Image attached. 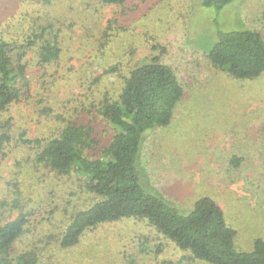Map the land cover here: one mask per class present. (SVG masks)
Here are the masks:
<instances>
[{
  "label": "rangeland",
  "instance_id": "374dc122",
  "mask_svg": "<svg viewBox=\"0 0 264 264\" xmlns=\"http://www.w3.org/2000/svg\"><path fill=\"white\" fill-rule=\"evenodd\" d=\"M200 1L0 0V35L17 44L34 41L23 56L29 97L0 114V133L12 117V139L0 153V224L20 212L27 218L15 252L37 249L45 264H208L138 217L88 228L76 245L62 247L72 213L92 201L85 179L52 171L35 160L40 146L18 141L22 132L48 139L68 120L91 119L80 104L117 94L127 72L153 56L172 67L184 96L169 125L145 134L143 186L183 213L212 198L235 229L238 250L264 239V74L237 79L207 55L217 30L264 36V0H233L219 10ZM47 41L60 47L51 64L38 52ZM234 155L243 158L237 168L230 164Z\"/></svg>",
  "mask_w": 264,
  "mask_h": 264
},
{
  "label": "trees",
  "instance_id": "16d2710c",
  "mask_svg": "<svg viewBox=\"0 0 264 264\" xmlns=\"http://www.w3.org/2000/svg\"><path fill=\"white\" fill-rule=\"evenodd\" d=\"M231 1L201 0L200 4L219 10ZM40 28V36L45 35L43 26ZM32 34L38 37L36 30ZM216 35L207 52L213 66L237 79L249 80L264 74V36L259 31L217 30ZM33 44L31 37L17 44L0 35V114L12 103L29 97L23 56ZM38 52L42 63L51 64L58 60L60 47L57 41H47L39 44ZM123 81L121 90L112 97L106 93L80 104V109L91 117L86 122L68 120L48 139L30 138L25 132L18 138L20 143L40 146L35 160L45 167L59 174L75 172L82 176L92 196L88 206L72 213L60 245H76L86 229L99 224L138 217L205 263L264 264V239L256 238L252 250L236 249V231L225 222L222 208L212 198L198 199L183 213L146 184L143 186L139 162L145 134L171 123L184 88L172 67L157 56L131 68ZM11 121L12 117L6 120V130L0 133V153L12 139ZM101 124L103 129H99ZM242 161V157L234 155L230 164L237 168ZM13 206H19L18 197L13 199ZM26 223V214L20 212L0 224V264H45L37 249L14 251Z\"/></svg>",
  "mask_w": 264,
  "mask_h": 264
}]
</instances>
